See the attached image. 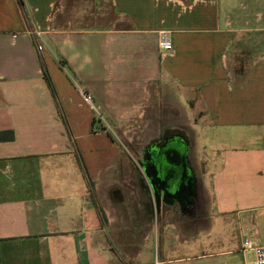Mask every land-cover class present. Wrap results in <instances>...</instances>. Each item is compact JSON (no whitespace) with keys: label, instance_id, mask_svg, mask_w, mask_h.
Instances as JSON below:
<instances>
[{"label":"crops","instance_id":"crops-1","mask_svg":"<svg viewBox=\"0 0 264 264\" xmlns=\"http://www.w3.org/2000/svg\"><path fill=\"white\" fill-rule=\"evenodd\" d=\"M1 133L0 264L200 258L164 256L202 221L264 245V0H0ZM176 149L187 181L151 166Z\"/></svg>","mask_w":264,"mask_h":264},{"label":"rangeland","instance_id":"rangeland-1","mask_svg":"<svg viewBox=\"0 0 264 264\" xmlns=\"http://www.w3.org/2000/svg\"><path fill=\"white\" fill-rule=\"evenodd\" d=\"M139 132L138 135H141L143 133V125L138 123L134 126H127L122 127L119 130L116 131V135L119 139V145L121 146V150L129 149L132 150V147L135 151H137V146H133L134 142L127 141V135L128 133H132V131ZM135 141H141V138L138 137V140ZM138 143V142H136ZM132 144V145H131ZM140 150L143 147L142 142H140ZM125 156L124 158H120V161H127L128 163H131L132 159L131 157H127L126 159V152L125 150L122 152ZM138 158V157H137ZM135 160V159H134ZM192 160V159H191ZM190 161V160H189ZM135 164H138V162H134ZM126 164V162H124ZM229 224V227L225 228L224 230H218L215 229L210 231L206 227L208 226L210 228V224L208 222V225L206 221H202L199 225L203 228L201 232L208 233L207 236H205L203 233L199 236V248L192 247L193 243H175L173 245V248H175V252L168 253L164 258H186V256L189 255H200V253H203L205 256L195 259H183L179 261H175L174 263H168V264H244V257L239 252V246L241 243V240H243L244 233L242 232V227L239 225L238 220H233ZM259 225V234L261 238V242H264V220L260 219L258 220ZM217 227V225H216ZM208 230V231H207ZM197 231V230H196ZM195 231V232H196ZM207 231V232H206ZM214 232V233H213ZM251 236V235H248ZM244 237V238H245ZM231 251L230 253H220L223 251ZM236 250V252H235ZM170 254V256H169Z\"/></svg>","mask_w":264,"mask_h":264},{"label":"built area","instance_id":"built-area-1","mask_svg":"<svg viewBox=\"0 0 264 264\" xmlns=\"http://www.w3.org/2000/svg\"><path fill=\"white\" fill-rule=\"evenodd\" d=\"M36 37L41 36L40 31H34ZM158 47L162 53H170L172 51V40L168 32L161 31L158 38ZM81 92V91H80ZM83 101L91 105V96L85 92H81ZM239 252L244 257V264H264V245L255 243L253 237H245L240 245ZM155 264H160L155 262Z\"/></svg>","mask_w":264,"mask_h":264},{"label":"flooded vegetation","instance_id":"flooded-vegetation-1","mask_svg":"<svg viewBox=\"0 0 264 264\" xmlns=\"http://www.w3.org/2000/svg\"><path fill=\"white\" fill-rule=\"evenodd\" d=\"M180 145H182L181 141L176 140L175 138L168 140L167 138L164 137V138H161L159 142L151 143L144 148L142 147V149H141L142 150V157L139 161L140 166L145 167L147 169V172H148V167L150 164V162H149L150 156L153 155L152 159L155 158V156L157 154L156 152H160V153L163 152V150L166 146H167V148H166V150H167L171 147H173V148L177 147L178 148V146H180ZM182 164H183L182 160L181 161L179 160V163L177 165H175V168L180 171V173H179L180 180L187 181L189 176H188V173L184 169L185 167ZM173 176L174 175H172V177ZM149 178L151 179V182L154 185L157 183V181L155 180L156 179L155 174L149 173ZM163 183H167V181H165V182L163 181ZM166 185L160 184L161 187H165Z\"/></svg>","mask_w":264,"mask_h":264},{"label":"water","instance_id":"water-1","mask_svg":"<svg viewBox=\"0 0 264 264\" xmlns=\"http://www.w3.org/2000/svg\"><path fill=\"white\" fill-rule=\"evenodd\" d=\"M171 150H173V149H171ZM177 150V149H176ZM182 150V152H183V149H181ZM181 150H177L176 151V154H175V152H172L175 156H174V158H169V157H167V158H165L164 157V159H162V160H159V162H156V161H152V167L154 166V167H156V164H157V167H162V166H165V167H173V166H175V165H177L178 163H179V160L181 161H183L184 159V157H182V155H181V153H180V151ZM168 151H169V153H168ZM166 152V154L167 155H169V154H171V151L168 149L167 151H165ZM184 152H185V150H184ZM153 162H154V164H153ZM171 162V163H170ZM172 165V166H171ZM174 171H172V170H168L167 171V175L168 176H172V175H174ZM161 174V173H160ZM158 172H157V174H155V177H156V181L158 182V181H160V178L158 177ZM165 180H166V177H165Z\"/></svg>","mask_w":264,"mask_h":264},{"label":"trees","instance_id":"trees-1","mask_svg":"<svg viewBox=\"0 0 264 264\" xmlns=\"http://www.w3.org/2000/svg\"><path fill=\"white\" fill-rule=\"evenodd\" d=\"M20 3H22V0H18ZM12 133H1L0 134V140H12Z\"/></svg>","mask_w":264,"mask_h":264}]
</instances>
